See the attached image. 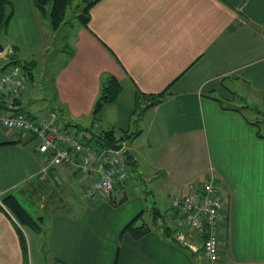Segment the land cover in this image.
Wrapping results in <instances>:
<instances>
[{"label": "crops", "instance_id": "obj_1", "mask_svg": "<svg viewBox=\"0 0 264 264\" xmlns=\"http://www.w3.org/2000/svg\"><path fill=\"white\" fill-rule=\"evenodd\" d=\"M9 1L14 10L0 42L13 52H0V72L11 56L38 68L49 51L58 52L50 54L58 60L50 91L43 96L27 85L19 109L37 119L56 110L69 126L113 128L117 138L132 134L130 167L150 190L129 197L138 183L130 175L128 189L125 180L109 195L83 197L91 176L51 164L31 135L0 122V264L24 263L18 228L26 264H264V0H97L87 26L78 17L87 0H72L58 28L62 49L54 50L58 29L46 37L48 20L32 0ZM109 75L122 89L104 106L116 113L103 127L102 114L93 119L91 112ZM163 90L162 101L148 106V95ZM140 137L144 142L135 143ZM206 179L223 203L214 260L202 254L194 230L182 227L179 240V226L167 220L175 214L155 201ZM9 194L42 217L41 231L17 222L2 201ZM145 211L156 213V223L143 219L138 225L150 231L133 237L124 227Z\"/></svg>", "mask_w": 264, "mask_h": 264}, {"label": "built area", "instance_id": "obj_2", "mask_svg": "<svg viewBox=\"0 0 264 264\" xmlns=\"http://www.w3.org/2000/svg\"><path fill=\"white\" fill-rule=\"evenodd\" d=\"M26 87V73L19 63L10 64L0 72V105L5 111L0 115L1 124L20 136L31 135L38 152L51 164L64 165L91 176L81 191L83 197L94 198L100 193L109 195L118 182L130 177V158L124 140L120 141L121 149L113 150L76 135L56 110H50L41 119L21 111L19 99ZM170 209L178 219L176 225L200 235L202 254L210 260L216 259L223 203L212 179L190 182L183 192L171 198ZM179 227L177 238L184 241V231Z\"/></svg>", "mask_w": 264, "mask_h": 264}, {"label": "trees", "instance_id": "obj_3", "mask_svg": "<svg viewBox=\"0 0 264 264\" xmlns=\"http://www.w3.org/2000/svg\"><path fill=\"white\" fill-rule=\"evenodd\" d=\"M97 0H87L84 3L78 17L80 22L87 26L89 21V9L90 7L96 2ZM72 0H32V3L39 13L41 18H47L49 26L52 30L58 29L64 22L65 13L69 5H71ZM13 6L9 0H0V33L2 30L5 29L9 19L13 14ZM20 64L21 61L14 59L12 56L9 57L7 65L18 63ZM35 61L30 60L26 61L23 64V67H27L28 74L30 75L32 72V68L34 67ZM121 84L120 82L112 75L107 76V78L101 83V87L99 90V94L94 101L93 108H92V118L97 119L99 114L101 113L104 106L108 103L114 102L119 93L121 92ZM166 90L158 92L157 94H149V104L148 106L154 105L162 101L166 94ZM98 134L112 142H120L126 138L131 137L132 134H121L120 137L114 136V129H103L98 132ZM93 137V136H92ZM95 141L99 144L103 145L101 140L93 137ZM129 156V155H128ZM3 203L15 217L17 222L20 225L29 226L34 231H41L42 230V217H34L31 215L23 206L22 204L14 197L12 194L6 195L2 199ZM154 218L156 219V213L154 212ZM164 231L171 229L169 225H164ZM124 230L128 231L133 237H140L150 231V227L145 224L135 225L133 221H130L124 227ZM18 235L21 247L23 248L24 254V263L26 264V242L22 231L18 228Z\"/></svg>", "mask_w": 264, "mask_h": 264}, {"label": "rangeland", "instance_id": "obj_4", "mask_svg": "<svg viewBox=\"0 0 264 264\" xmlns=\"http://www.w3.org/2000/svg\"><path fill=\"white\" fill-rule=\"evenodd\" d=\"M72 9H68L67 10V12H66V17L68 18V15H70L71 13H72ZM44 29H45V35H46V37L47 38H49V36H50V34H51V31H52V29L49 27V25H45L44 26ZM63 29L61 28V29H58L57 30V34H56V38H55V40H54V42H51L52 43V49L54 50V46H56V48L58 49H62V45H61V41H62V38H61V36H62V34H63V31H62ZM3 43V46H6L7 44L3 41L2 42ZM4 50L5 51H8V52H13V50H11V48H4ZM10 50V51H9ZM51 52H52V54H54V52H57V51H49L48 53H47V55H46V58L43 60V62H42V64H41V66H39L38 68L36 67L35 68V64H34V67L32 68V73L34 72L33 71V69L35 68V75H36V77L35 78H33L32 80H30V76H29V74H28V69H27V67L26 68H24L23 67V64L25 63L24 61H21L20 62V65L22 66V68L24 69V71H25V73H26V78H27V85H29L30 84V86L31 87H33V88H36V89H39V88H41L42 90H41V95H43L44 96V91H46L47 90V92L48 91H50V85H51V77H52V74H53V71H54V68H56L57 66H58V60H53V59H51L53 56L52 55H50L51 54ZM58 53V52H57ZM50 55V56H49ZM56 63H57V65H56ZM37 71H39V73H41L42 75H41V77L39 78L38 77V73H36ZM41 100H43L42 98H41ZM38 103H39V101H38ZM244 107V106H243ZM108 109V110H107ZM113 109V108H112ZM258 109H260L261 110V112H264V107H262V106H260ZM244 110H245V113H246V115L247 116H250V117H252V118H254V119H257L256 117H258L259 115H257L256 113H251L250 112V108H244ZM116 112H112L111 110H110V107L109 106H107V108H103V110L101 111V120H102V126L103 127H107L109 124H108V121H110V122H113L112 120H113V117H111V115L112 114H115ZM100 115V114H99ZM260 115H262V113H260ZM116 116V115H115ZM115 118V117H114ZM261 126H262V131L264 132V123H262L261 124ZM132 127H136L135 126V123H132ZM69 129L72 131V132H74V133H76V135H78L79 137H81L82 139H84V140H87V141H91V140H94V138L92 137V135L89 133V132H87V131H85V130H83V129H81V128H79L78 126H76V125H74V126H72V125H70L69 126ZM109 129V128H108ZM103 130V129H102ZM115 131V130H114ZM122 132L120 131V130H118V129H116V134H121ZM123 134V133H122ZM131 139H134V137L133 138H131ZM130 139V137L129 138H126L124 141H125V148H126V145L128 144V142H130V141H132ZM135 143H139V142H144V138L143 137H140V138H137V139H135V141H134ZM130 165H133L132 164V161H130ZM141 166L143 167V166H146L145 168H146V172H145V174L146 173H149L151 170H150V167H147V166H149L148 164H146L145 162L143 163V164H141ZM134 167V166H133ZM129 173H130V175L132 176L131 177V179H132V182H138V183H136L137 185H132V187L130 188V190H129V197H131V198H133L134 197V192L133 191H136L135 193H140L141 192V197H143V192H145V191H147V193L149 192V190H150V187L148 186L147 187V185H146V182H144V181H141L140 179H138V178H136V176L138 175V172L136 171V170H134V168H132V167H130L129 166ZM158 178H159V176H158ZM129 179V178H128ZM127 179V180H128ZM160 179V178H159ZM126 180V182H127V184H128V182L130 183V185H131V182L130 181H127ZM128 187H129V184L127 185V188L126 189H128ZM155 190V189H154ZM146 193V194H147ZM172 196H173V194L171 195L170 194V196H166V197H164V200L161 198V200H160V196L159 195H156L155 197V201H156V204H157V206L159 207V208H162V210H168V211H171V213H173L172 212V209H170V201H171V198H172ZM163 197V196H162ZM147 198V204H148V206H150V205H153V204H151L150 203V198L149 197H146ZM133 202V200L132 201H130L129 203H132ZM24 203V205H25V207L32 213V212H34V211H36V205L35 204H32V202H30V201H24L23 202ZM145 220L148 224H153L154 223V221H153V219H152V215H150V212L149 211H145L144 212V215L142 216V218H137V220H136V225H138V224H140V223H142V220ZM167 220H169V221H174V222H177V220L178 219H175V218H171V215H168V217H167ZM181 227V226H180ZM180 229H182L183 231H184V228H180Z\"/></svg>", "mask_w": 264, "mask_h": 264}, {"label": "water", "instance_id": "obj_5", "mask_svg": "<svg viewBox=\"0 0 264 264\" xmlns=\"http://www.w3.org/2000/svg\"><path fill=\"white\" fill-rule=\"evenodd\" d=\"M3 51H4V46L0 42V52H3ZM78 127L83 129V130H85V131H87V132H89L93 137L101 140V142L105 146H107V147H109V148H111L113 150H119L122 147V143L121 142H112V141L100 136L97 132L93 131L91 127L83 126L82 124H78ZM152 219H153L154 223H156V220L154 218V213H152Z\"/></svg>", "mask_w": 264, "mask_h": 264}]
</instances>
